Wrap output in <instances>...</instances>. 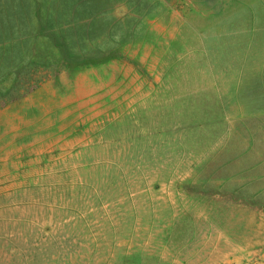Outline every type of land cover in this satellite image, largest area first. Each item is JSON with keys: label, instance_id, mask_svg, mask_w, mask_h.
Segmentation results:
<instances>
[{"label": "rangeland", "instance_id": "1", "mask_svg": "<svg viewBox=\"0 0 264 264\" xmlns=\"http://www.w3.org/2000/svg\"><path fill=\"white\" fill-rule=\"evenodd\" d=\"M0 264H264V0H0Z\"/></svg>", "mask_w": 264, "mask_h": 264}]
</instances>
